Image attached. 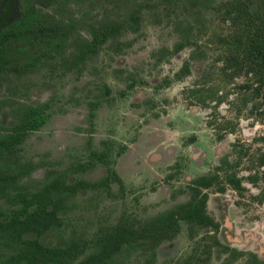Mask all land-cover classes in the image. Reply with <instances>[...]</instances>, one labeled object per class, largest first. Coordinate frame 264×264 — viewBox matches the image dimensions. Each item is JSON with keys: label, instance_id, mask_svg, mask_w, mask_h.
I'll return each instance as SVG.
<instances>
[{"label": "rangeland", "instance_id": "rangeland-1", "mask_svg": "<svg viewBox=\"0 0 264 264\" xmlns=\"http://www.w3.org/2000/svg\"><path fill=\"white\" fill-rule=\"evenodd\" d=\"M28 4L69 29L64 54L69 60L75 42L90 39L91 27L109 20L123 23L132 16L139 20L131 23L136 31L126 29L84 64L66 68L55 59L51 61L55 70L47 64L20 80L12 74L0 79V128L18 123L21 105L47 103L50 113L46 125L27 136L15 157L0 159V169L7 163H34L36 169L22 184L58 174L70 183L110 176L109 187L77 195L74 209L64 215L62 238L50 232L41 238L46 246L70 238L90 245L122 220H148L186 202L189 194L181 191L209 173L222 156L230 154L234 160L233 144H252L250 153L264 149V143L253 141L264 135V122L241 117L235 131L218 141L216 131L207 124L210 110L184 100L183 90L200 76L205 62H192L191 75L178 80L175 74L190 49L172 55L166 49L171 50L178 40L174 29L178 22L200 24L210 29L207 33L217 27L208 6L191 8L187 0H51L43 7L34 0H4L0 29L21 17ZM207 37L202 35V41ZM165 79L168 85L163 84ZM219 112L235 122L226 106H220ZM252 167L244 158L239 175L248 176ZM243 186L242 194L230 188L224 193L209 191L207 212L221 225L222 244L264 259V203L252 198L263 182L244 179ZM0 207L9 210L4 201ZM205 234L195 229L192 239L183 225L175 239L158 248L154 264H204ZM5 251L0 243V259ZM223 260L224 255L214 249L210 261L221 264ZM142 261L135 254L122 264Z\"/></svg>", "mask_w": 264, "mask_h": 264}, {"label": "trees", "instance_id": "trees-1", "mask_svg": "<svg viewBox=\"0 0 264 264\" xmlns=\"http://www.w3.org/2000/svg\"><path fill=\"white\" fill-rule=\"evenodd\" d=\"M34 1L43 7L51 2ZM187 1L191 8L208 6L214 15L213 27H217L207 33L210 29L200 24L178 22L174 28L178 40L166 51L172 55L190 49L188 59L175 74L178 80L191 75L192 62H205L200 76L183 90L184 100L190 106L210 110L207 124L216 131L217 140L222 141L226 133L235 131L241 117L264 122V0ZM2 2L0 0V5ZM138 21L132 16L123 23L109 20L91 27L90 39L76 41L69 60L64 55L69 29L28 4L20 18L0 31V79L12 74L20 80L47 64L55 70L56 66L51 65L55 59L62 60L66 68L84 64L126 29L136 31L131 23ZM205 34L208 40L203 42ZM163 84L168 85L169 80H163ZM104 94L109 95L110 90L104 88ZM222 105L234 114L235 122L219 112ZM48 111L47 103L20 106L18 124L0 128L1 160L9 161L18 154L28 134L46 124L50 117ZM253 141L264 143V135ZM238 143L232 145L234 160H230V154L222 156L209 173L196 177L181 191L189 194L186 202L145 221L122 220L97 236L90 245L70 238L63 244L46 246L41 238L50 232L62 238L64 215L74 209L77 195L109 187V175L95 182L70 183L63 174H58L40 182L22 184L21 180L29 176L36 165L7 163L0 169V202L4 201L9 207V210L0 207V243L7 250L0 264H122L135 254L142 257L141 264H154L157 249L175 239L183 225L187 226L192 239L195 229L205 231L204 264H213L210 260L214 249L224 255L221 264H264V259L254 252L222 244L218 237L221 225L207 212L209 191L224 193L230 188L242 194L244 179L252 184L263 182L259 193L252 198L259 204L264 203V171L261 170L264 149L250 153L252 144ZM244 158L253 165V172L246 177L240 176L238 171ZM111 176L116 177V174L112 172ZM191 259L192 256L186 261L189 263Z\"/></svg>", "mask_w": 264, "mask_h": 264}, {"label": "flooded vegetation", "instance_id": "flooded-vegetation-1", "mask_svg": "<svg viewBox=\"0 0 264 264\" xmlns=\"http://www.w3.org/2000/svg\"><path fill=\"white\" fill-rule=\"evenodd\" d=\"M3 1H4V0H3ZM2 3H3V2H2ZM19 18H20V17H19ZM15 20H17V19H15ZM15 20H13V21H15ZM13 21H12V22H13ZM9 24H10V23H9ZM9 24H8V25H9ZM6 26H7V25H6ZM6 26H5V27H6ZM5 27L1 28L0 31H2ZM46 123H47V122H46ZM17 124H18V123H17ZM45 125H46V124H45ZM45 125H44V126H45ZM44 126H43V127H44ZM43 127H42V128H43ZM38 131H39V130H38ZM34 132H36V131H34ZM31 133H33V132H31ZM31 133H29V134H31ZM29 134H28V135H29ZM26 138H27V137H26ZM25 140H26V139H25ZM168 242H170V241H168ZM161 245H162V244H161ZM161 245H160V246H161ZM234 248H235V247H234ZM157 250H158V249H157ZM241 251H243V250H241ZM251 252H252V251H251ZM259 258H260V257H259ZM260 259H261V258H260ZM210 262H211V261H210ZM203 263H204V262H203ZM211 263H212V262H211Z\"/></svg>", "mask_w": 264, "mask_h": 264}]
</instances>
